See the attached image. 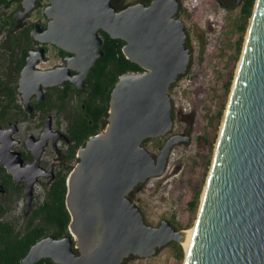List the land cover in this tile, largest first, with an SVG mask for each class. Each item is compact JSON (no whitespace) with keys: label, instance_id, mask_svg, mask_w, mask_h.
<instances>
[{"label":"water","instance_id":"water-1","mask_svg":"<svg viewBox=\"0 0 264 264\" xmlns=\"http://www.w3.org/2000/svg\"><path fill=\"white\" fill-rule=\"evenodd\" d=\"M41 1L22 0L20 18ZM47 1L46 26L36 22L31 31L40 46L28 49L17 87L29 112L33 97L43 101L47 88L66 82L86 87L92 67L104 55L101 30L123 39L124 54L144 70L119 76L106 127L78 148L67 178L69 234L36 241L22 264L42 258L59 264H124L130 255L153 256L170 241L181 242L183 232L168 219L158 226L148 223L130 193L163 175L173 147L191 139L184 132L172 134L158 155L144 144L174 128L169 90L191 60L185 22L177 16L180 0H140L121 9L113 0ZM48 44L66 52L65 62L41 68ZM51 122L48 116L41 139L28 137L34 160L27 164L15 149L16 128L0 125V163L16 181L25 176L27 209L36 181L49 173L41 156ZM59 139L70 141L62 131L54 133V143ZM179 165L168 177L179 173ZM5 191L0 180V193ZM200 207L184 264H264V0L255 3Z\"/></svg>","mask_w":264,"mask_h":264},{"label":"rangeland","instance_id":"rangeland-1","mask_svg":"<svg viewBox=\"0 0 264 264\" xmlns=\"http://www.w3.org/2000/svg\"><path fill=\"white\" fill-rule=\"evenodd\" d=\"M136 1L140 0H126L127 3ZM47 2V0L41 1L25 18L19 17L21 20L18 19V27L32 22L46 23L44 9ZM180 3L182 11L178 12L177 16L185 22L191 60L186 74L181 75L174 88L172 86L169 90L174 94L177 103V106H173L174 128L166 135L146 139L145 145L158 155L166 139L172 134L186 132L191 135V139L173 147L169 156V166L163 175L151 177L145 183H141L130 193V196L141 206L148 223L158 226L163 219H168L177 229L183 230L195 224L199 213L202 194L214 160L217 140L255 4L251 15L246 17L237 0H180ZM19 7V4L12 5L11 12L16 15ZM19 30L16 32L18 33ZM4 37L5 32L0 39ZM36 43L34 40L32 46ZM2 54H0V75L7 73L8 77L11 59L7 53ZM62 62L64 60L58 48L49 44L47 57L39 63V66L49 68ZM231 70L233 79L230 87L227 88L226 82ZM18 95L21 102V95ZM79 103L80 96L73 94L67 100V109L64 112L59 113L56 107L49 112L55 116L60 131L67 132L70 121L67 114L74 112ZM191 113L194 115L190 123L183 115L189 116ZM38 119L39 116L32 117L31 120H24L20 125L18 136L22 142H25L31 133L39 134L40 130L35 125ZM7 124H9L8 118L0 122L2 126ZM214 131L216 137L213 145L201 147L200 138L211 140V133ZM66 147V143L60 144L61 149L64 150ZM15 148L27 150L25 143H20ZM56 157L57 152L50 142L44 153V160L51 165ZM179 162L183 164L182 169L175 176L168 177L174 166H180ZM76 163L77 160L72 163L73 166ZM46 180L45 177H41L35 185L38 202L46 193ZM195 202H197L196 206H194ZM18 213L16 210L15 213L4 214V218L19 217ZM172 241L158 249L153 256L141 258L130 255L125 259L124 264H184L185 246L180 242L185 252L180 258L171 244Z\"/></svg>","mask_w":264,"mask_h":264},{"label":"trees","instance_id":"trees-1","mask_svg":"<svg viewBox=\"0 0 264 264\" xmlns=\"http://www.w3.org/2000/svg\"><path fill=\"white\" fill-rule=\"evenodd\" d=\"M255 1H244L241 10L246 17L251 15ZM113 2L119 9L129 4L126 0H113ZM14 4H19L20 9L22 0H0V36L5 32V37L0 39V54L7 53L11 59L10 75L8 77L6 76L7 73L0 75V122L5 120L6 116L11 111H15V109H20L25 112L23 104L19 101L17 86L21 69L26 63L28 49L34 42L31 31L35 23L25 24L18 33L16 32L19 29L18 20L14 17V13L11 12V7ZM101 32L105 37V43L103 45L104 55L92 67L86 81V87L84 89H77L72 82H66L62 86L48 89L46 99L36 104V107L43 111L56 107L58 112L62 113L67 109V100L69 97L73 94L80 96V103L76 105L73 116L70 117L66 113L70 119L67 128L70 141L68 143L66 142L65 169L60 178L55 183L49 185L46 190L45 200L39 206V209L36 210L35 214L36 217L41 215V217L53 223L58 221L59 225L62 223L61 226L65 232H68V226L71 220L65 202L67 178L73 168L72 163L78 160V148L85 144L90 136L98 134L106 127L110 109L111 91L119 76L126 71L144 70L142 66L127 58L124 54L123 45L125 41L123 39L112 38L104 30H101ZM58 50L61 55L66 54L65 51L59 48ZM232 79L233 71L231 70L226 82L227 88L230 87ZM193 115L191 113L189 116H183L191 123ZM215 131L211 133V140L203 137L200 138L199 143L201 147H206L208 144L213 145L216 137ZM0 180L7 185L11 183V186L14 183L11 174H8L6 168L1 164ZM194 204L196 206L197 202ZM40 237L41 235L34 228H28L25 232L21 230L16 231L14 225L8 221L0 220V264H21V260L27 254L30 247ZM171 244L177 250L178 256L182 258L185 252L181 243L174 240ZM47 261L52 262L51 259ZM52 264L56 263L52 262Z\"/></svg>","mask_w":264,"mask_h":264},{"label":"flooded vegetation","instance_id":"flooded-vegetation-1","mask_svg":"<svg viewBox=\"0 0 264 264\" xmlns=\"http://www.w3.org/2000/svg\"><path fill=\"white\" fill-rule=\"evenodd\" d=\"M142 1H145L146 3H150L151 0H142ZM244 1L245 0H242L238 4L241 5V7H242ZM20 9L18 10V13H16V15L14 16L17 20L20 19L19 18L20 17ZM181 11L182 10L179 9L178 12L181 13ZM46 24H47V22L44 23L43 25L46 26ZM21 28H23V27H19V29H21ZM35 46L39 47L40 43L37 42ZM48 48H49V44L47 45V49ZM58 52H59V50H58ZM59 54H60V52H59ZM61 57L64 60V55H61ZM64 62H62V63H64ZM18 84H19V82H18ZM18 94H19V92H18ZM43 101H37L35 96H34L32 99V102L34 104V108L31 112H29V110H27L24 107V105H23V107H24L26 114H25V112H23L20 109H15V111H11V113L6 116V119L7 118L9 119V124H7L4 127L16 128V131L13 133V137L17 141L16 145H19L20 143H23V144L25 143V145L27 146V150H20V151H22V153L24 155V163L27 164V163L33 162L34 155H33V152L28 148V145H27L28 138L25 140V142H22V139L18 136V134L20 133V130H21L20 125L24 122V120H31L32 117H38L39 116V119L37 120V122H35V125L38 126V128L40 130L39 134L31 133L28 135V136L32 135L35 137L36 140L37 139L39 140L42 138V135L44 133L46 120H47L48 116H51V120H52L51 125L52 126H51V129L49 130L48 143L45 145L44 151H43L42 156H41V165L47 171H49V173L47 175L41 176V177H45L47 179L46 181H47V189H48L49 185H51L52 183H55L60 178V176L63 174L62 173L63 170L65 169V153H66L67 147L63 150L60 148V144L66 143L67 141H65L64 139H59L56 141V143H54V133L60 131V129L58 128L57 120H56L55 116L53 114H50L49 112H51L55 108L48 109L46 111H43L42 109L37 108L36 104L38 102H43ZM56 110H57V108H56ZM45 114H47L46 117H44ZM69 115H70V117L73 116V112L69 113ZM64 133L67 134V132H64ZM50 142H52L53 149L55 150V152H57V157L55 160H53L54 163H52L51 165H49V162L44 160V153L46 152V149L48 148ZM50 169H52L51 172H50ZM6 172H7V170H6ZM8 174H11V173H8ZM11 176H12L14 183H12V186H11V183H9L8 185L4 183V185L6 187V191L3 193H0V199L2 200L0 202V220L8 221L10 224L14 225L16 231L21 230L22 232H25V230H27L28 228L36 229L37 233L41 235L39 240L42 238L51 236V235H55L57 237H64V236L68 235L69 234V226H68V232H65L62 229L63 228L61 226L62 223H61V225L58 224V221L53 223L52 221H49L48 219L41 217V215L36 217V215H35L36 210H38L39 206L44 202L46 193L43 196V198L38 202V199H37L38 196H37V192H36L35 186H34L32 205H31L30 209H27L26 208V192H25V186H26L25 176H23V178L20 181H16L12 174H11ZM41 177L38 178L36 183H38V181ZM36 183H35V185H36ZM15 188H17V189H15ZM2 210H3V213H2ZM16 210H18V212H19L18 213L19 217H14L12 219L9 217L4 218V214H9L10 212L15 213ZM48 259H51V258H42L34 264H52V262H54L52 259H51L52 262L47 261ZM54 263H56V262H54ZM21 264H22V260H21ZM56 264H59V263H56Z\"/></svg>","mask_w":264,"mask_h":264},{"label":"bare ground","instance_id":"bare-ground-1","mask_svg":"<svg viewBox=\"0 0 264 264\" xmlns=\"http://www.w3.org/2000/svg\"><path fill=\"white\" fill-rule=\"evenodd\" d=\"M249 30V29H248ZM248 33H249V31H248ZM248 33H247V35H246V38H247V36H248ZM247 40V39H246ZM245 46V45H244ZM240 61H241V59H240ZM240 61H239V64H238V68H239V65H240ZM237 71H238V69H237ZM237 73V72H236ZM222 126H223V123H222ZM221 126V127H222ZM218 141V140H217ZM217 145V144H216ZM214 156H215V153H214ZM210 171H211V169H210ZM208 179H209V175H208V178H207V181H206V185H207V182H208ZM205 188H206V186H205ZM204 192H205V189H204ZM204 192H203V194H202V198H203V195H204ZM202 201V200H201ZM201 206V205H200ZM201 208V207H200ZM200 210V209H199ZM194 230H195V224H194V226L193 227H191V228H189V229H183L182 230V232H183V239H182V244L185 246V248H186V251H188V249H189V246H190V242H191V238H192V235H193V232H194Z\"/></svg>","mask_w":264,"mask_h":264},{"label":"built area","instance_id":"built-area-1","mask_svg":"<svg viewBox=\"0 0 264 264\" xmlns=\"http://www.w3.org/2000/svg\"><path fill=\"white\" fill-rule=\"evenodd\" d=\"M177 83V81L172 85L173 86V88H174V86H175V84ZM172 88V87H171ZM171 96H172V99H173V106L175 107V106H177V103L175 102V97H174V94L173 93H171Z\"/></svg>","mask_w":264,"mask_h":264}]
</instances>
